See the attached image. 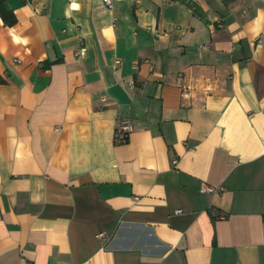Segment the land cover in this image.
<instances>
[{
    "label": "crops",
    "instance_id": "obj_1",
    "mask_svg": "<svg viewBox=\"0 0 264 264\" xmlns=\"http://www.w3.org/2000/svg\"><path fill=\"white\" fill-rule=\"evenodd\" d=\"M5 5L0 264H264V0Z\"/></svg>",
    "mask_w": 264,
    "mask_h": 264
},
{
    "label": "built area",
    "instance_id": "obj_2",
    "mask_svg": "<svg viewBox=\"0 0 264 264\" xmlns=\"http://www.w3.org/2000/svg\"><path fill=\"white\" fill-rule=\"evenodd\" d=\"M104 2V4L106 5V7L111 8L112 7V0H102ZM85 54V48L84 47H80L79 49L76 50V55L78 57H83ZM120 60L119 59H115L114 63L115 64H119ZM182 96H188L189 95V91L187 89H183L181 91ZM133 131V126L132 123L128 120V119H121L120 121H118V123L116 124V128L114 131V136L116 138V140L118 141H123L125 140L128 135ZM176 159H173L172 161L175 162ZM223 189L222 186L217 185H210L207 184L205 182H202L200 185V192H204V193H216L219 192ZM178 212V210H177ZM103 233H99L98 236H102Z\"/></svg>",
    "mask_w": 264,
    "mask_h": 264
},
{
    "label": "trees",
    "instance_id": "obj_3",
    "mask_svg": "<svg viewBox=\"0 0 264 264\" xmlns=\"http://www.w3.org/2000/svg\"><path fill=\"white\" fill-rule=\"evenodd\" d=\"M5 1L6 0H0V17L5 24L10 25L15 22V16L13 12L6 7Z\"/></svg>",
    "mask_w": 264,
    "mask_h": 264
}]
</instances>
